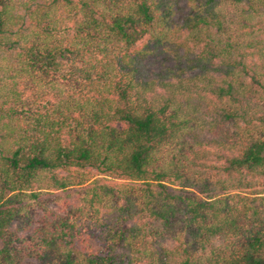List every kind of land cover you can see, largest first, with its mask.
Returning a JSON list of instances; mask_svg holds the SVG:
<instances>
[{"label":"trees","instance_id":"obj_1","mask_svg":"<svg viewBox=\"0 0 264 264\" xmlns=\"http://www.w3.org/2000/svg\"><path fill=\"white\" fill-rule=\"evenodd\" d=\"M0 264H264V0H0Z\"/></svg>","mask_w":264,"mask_h":264},{"label":"rangeland","instance_id":"obj_2","mask_svg":"<svg viewBox=\"0 0 264 264\" xmlns=\"http://www.w3.org/2000/svg\"><path fill=\"white\" fill-rule=\"evenodd\" d=\"M85 235H83V237H84V239H83V242L85 243V244H88V245H91V243H92V246H94V247H100V245H99V243L96 241V243H95V239L94 238H92L88 233H84ZM88 242V243H87Z\"/></svg>","mask_w":264,"mask_h":264}]
</instances>
